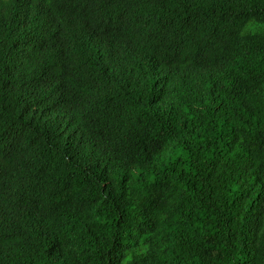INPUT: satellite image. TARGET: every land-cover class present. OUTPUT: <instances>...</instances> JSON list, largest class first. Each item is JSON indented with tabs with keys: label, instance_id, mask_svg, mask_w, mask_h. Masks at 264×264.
I'll return each instance as SVG.
<instances>
[{
	"label": "trees",
	"instance_id": "1",
	"mask_svg": "<svg viewBox=\"0 0 264 264\" xmlns=\"http://www.w3.org/2000/svg\"><path fill=\"white\" fill-rule=\"evenodd\" d=\"M0 264H264V0H0Z\"/></svg>",
	"mask_w": 264,
	"mask_h": 264
}]
</instances>
